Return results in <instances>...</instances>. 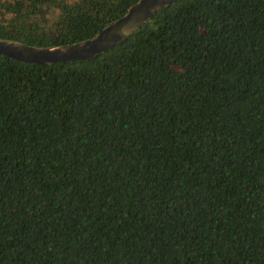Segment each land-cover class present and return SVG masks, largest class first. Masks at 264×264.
<instances>
[{
  "label": "trees",
  "instance_id": "obj_1",
  "mask_svg": "<svg viewBox=\"0 0 264 264\" xmlns=\"http://www.w3.org/2000/svg\"><path fill=\"white\" fill-rule=\"evenodd\" d=\"M140 0H0L60 47ZM0 264H264V0H179L86 61L0 56Z\"/></svg>",
  "mask_w": 264,
  "mask_h": 264
},
{
  "label": "water",
  "instance_id": "obj_2",
  "mask_svg": "<svg viewBox=\"0 0 264 264\" xmlns=\"http://www.w3.org/2000/svg\"><path fill=\"white\" fill-rule=\"evenodd\" d=\"M179 0H140L92 39L60 47H33L0 40V56L36 66L91 60L129 38L158 12Z\"/></svg>",
  "mask_w": 264,
  "mask_h": 264
}]
</instances>
